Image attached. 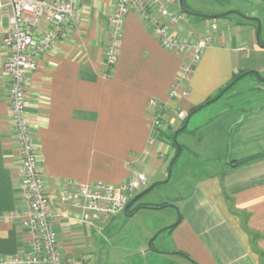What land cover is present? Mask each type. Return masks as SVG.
Returning a JSON list of instances; mask_svg holds the SVG:
<instances>
[{
  "label": "crops",
  "instance_id": "obj_1",
  "mask_svg": "<svg viewBox=\"0 0 264 264\" xmlns=\"http://www.w3.org/2000/svg\"><path fill=\"white\" fill-rule=\"evenodd\" d=\"M116 1L80 0L67 30L57 34L53 50L27 76V116L41 154L63 263L93 264L100 220L91 214L81 219L78 211L58 202L60 193L98 182L123 186L133 171L148 178L147 189L164 183L177 153L171 137L182 129L177 135L182 150L173 167L181 158L178 181L188 192L168 205L180 218L171 236L173 251L157 253L178 255L190 264H264V48L255 26L217 25L185 87L187 96L165 109L167 123L175 110L184 112L185 120L178 129L158 133L152 128L148 103L167 97L183 58L163 49L132 11L125 20L118 63L106 75L108 23ZM2 3L0 217L19 218L26 211L22 163L10 118L9 79L3 70L10 53L3 41L11 9L8 0ZM185 22L191 28L178 24L177 34L203 33L204 24ZM50 28L51 22L43 17L36 37ZM152 138L154 147L149 146ZM63 212L68 218L60 217ZM18 218L0 220V257L30 251L28 231Z\"/></svg>",
  "mask_w": 264,
  "mask_h": 264
},
{
  "label": "built area",
  "instance_id": "obj_2",
  "mask_svg": "<svg viewBox=\"0 0 264 264\" xmlns=\"http://www.w3.org/2000/svg\"><path fill=\"white\" fill-rule=\"evenodd\" d=\"M79 3L80 0H8L11 17L3 44L10 53L3 70L9 79L10 118L22 163L26 211L19 218L28 231L30 251L23 256L0 257V264H64L54 227L51 198L42 172L41 154L27 116V76L36 70L40 59L53 50L57 34L67 30ZM179 4L180 0H117L108 23L106 75H110L118 63L125 20L132 11L147 25L163 49L183 58L180 76L171 85L167 97L162 100L150 99L148 103L152 128L158 133L168 127L178 129L180 122L185 120L186 114L175 110L174 118L167 123L165 109L171 102L187 96L185 87L191 74L212 42V35L218 31V26L206 23L201 35L192 32L177 34L174 27L182 21L183 15L171 11L170 7ZM3 8L0 0V10ZM43 17L51 22L52 28L37 38L36 29ZM2 28L3 18L0 16V32ZM155 144L152 138L149 146L154 147ZM147 186L148 178L140 171H133L123 186L104 182L79 185L74 191H62L58 202L78 211L83 220L88 214L96 219H110L124 210L136 191ZM60 217L66 219L68 215L63 212ZM16 218V215L8 214L0 217V220L14 221ZM73 264L82 263L75 260Z\"/></svg>",
  "mask_w": 264,
  "mask_h": 264
},
{
  "label": "rangeland",
  "instance_id": "obj_3",
  "mask_svg": "<svg viewBox=\"0 0 264 264\" xmlns=\"http://www.w3.org/2000/svg\"><path fill=\"white\" fill-rule=\"evenodd\" d=\"M184 6L189 8H186L187 10L204 16L227 12L236 13L229 14L227 18H205L202 20L198 19L199 17L185 14L180 4L171 6L174 12L183 15L184 21H180L179 24H184L183 27L188 30L191 27L186 24L185 20L187 19L193 21L194 26L204 24L201 30L205 29L206 23L218 25L220 28L238 24L240 26L242 24L255 26L253 22L246 21L239 15L242 13L256 16L264 22V0H184ZM186 32L188 31L183 33L186 34ZM262 33H264V26ZM262 40L264 42V39ZM238 86H235V89ZM177 141L180 144L181 138H177ZM180 161L181 158L173 167L168 183L161 184L145 194L143 193L147 188H142L134 193L133 197L143 194L135 201L134 208L137 206L143 208L135 212L133 216L129 217L121 212L110 219H98L100 220L98 226L100 230L98 234L96 231L95 256L91 259L93 264H157L156 261H159V264H190L189 261L178 255L164 256L157 253L173 251L171 234L160 232L178 221L175 207L158 208V206L165 203L169 205L174 198L184 196L188 192V187L179 185L178 168L181 166ZM166 179L167 176L163 182ZM152 239H154L152 241L153 250L149 247V242ZM163 259H166L165 262Z\"/></svg>",
  "mask_w": 264,
  "mask_h": 264
},
{
  "label": "water",
  "instance_id": "obj_4",
  "mask_svg": "<svg viewBox=\"0 0 264 264\" xmlns=\"http://www.w3.org/2000/svg\"><path fill=\"white\" fill-rule=\"evenodd\" d=\"M180 6H181L182 11H183L185 14L192 15V16H196V17H201V18H214V19H215V18H220V16H222V15H223V16H228L229 14L233 13V12H227V13H224V14H221V15H213V16H209V15H208V16H204V15L196 14V13H193V12L187 10V9L184 7V0H180ZM246 19H247V20H250V21H256V22H258V29H257V35H256V36H257V41H258L259 45H260L261 47L264 48V43L262 44V42L260 41V34H261V24H260V20H259V19H256V18H246ZM254 73L257 74L256 72H254ZM260 79H261V78H260ZM231 86H232V85H229L228 87H226V89H225V91H224L223 93H225L229 88H231ZM223 93H221V94H220L218 97H216L214 100L219 99V98L223 95ZM192 114H193V113H192ZM192 114L189 115L188 118L186 119V122H185L184 128L187 127L188 122H189V119L191 118ZM181 130H182V129H180L179 131H181ZM177 135H178V132L174 135V138H173L174 144H175V146L177 147V153H176L174 159L171 161V163H170V165H169V170H168L167 179L165 180L164 183H168V182H169V180H170V178H171V173H172V168H173L174 162L176 161V159L178 158V156L180 155L181 150H182V148L180 147V145H179V143H178V141H177ZM157 185H158V184H154V185L150 186L148 189H146V191H145L143 194H145V193H147L148 191L154 189ZM143 194H141V195L135 197L134 200H133V202L137 201V200H138ZM129 207H130V205H126V207H125L124 210H123V213H124L125 215H128L129 217H130V216H133L134 213L137 212V211L140 209V208H138V209L135 210V212H133V213H131V214H128V213H127V210H128ZM179 222H180V218H178V221H177V223H176L175 225L179 224ZM161 232H162V231H161ZM161 232H160V233H161ZM160 233H159V234H160ZM155 238H156V237H155ZM155 238H154V239H155ZM154 239H152V240L149 242V247H150V249H152L151 244H152V241H153ZM152 250H153V249H152Z\"/></svg>",
  "mask_w": 264,
  "mask_h": 264
},
{
  "label": "trees",
  "instance_id": "obj_5",
  "mask_svg": "<svg viewBox=\"0 0 264 264\" xmlns=\"http://www.w3.org/2000/svg\"><path fill=\"white\" fill-rule=\"evenodd\" d=\"M184 7H185V8H188L187 6H184ZM188 9H189V8H188ZM219 15H221V14H219ZM220 17H221V18H222V17L227 18V16H223V15L220 16ZM198 19H202V20H203V19H205V18H201V17H199ZM244 74H245L244 72L240 73V74H239L234 80H236V79L242 77ZM225 89H226V88H224L220 93H223V92L225 91ZM225 93H226V92H225ZM183 127H184V125L182 126V128H183ZM177 132L180 133L179 130H178ZM177 132H176V133H177ZM176 133H174V134H176ZM173 137H174V135H172L171 138H173ZM171 143H172V145H173L174 147H176L175 144H174V141H171ZM179 156H180V155H179ZM179 156H178V158H179ZM178 158H177V159H178ZM177 159H176V161H177ZM161 184H165V183H161ZM161 184H159V185H161ZM159 185H158V186H159ZM156 187H157V186H156ZM150 191H151V190H150ZM150 191H148V192H150ZM134 198H135V197L131 198V199L129 200L128 204H127V205H130V207H129L128 210H127V213H128V214H131V213L135 212V210H136V208H137V207L134 208V205H135V204H134L135 202H133ZM155 206H156V205H155ZM141 207H142V206H141ZM165 207H168V204H167V203L162 204L161 206H158V208H165ZM176 227H177V225L174 224V225H172V226H170V227H168V228L163 229L162 232H168V233H170L171 236H172V233H173V231H174V229H175ZM162 232H161V233H162ZM151 247H153V244H151ZM151 250H152V249H151ZM164 253H166V252H164ZM167 253H168V252H167ZM167 253H166V254H167ZM175 254H181V253H177V252H176ZM181 255H183V256L186 257L187 259L191 260L188 256H186V255H184V254H181Z\"/></svg>",
  "mask_w": 264,
  "mask_h": 264
},
{
  "label": "flooded vegetation",
  "instance_id": "obj_6",
  "mask_svg": "<svg viewBox=\"0 0 264 264\" xmlns=\"http://www.w3.org/2000/svg\"><path fill=\"white\" fill-rule=\"evenodd\" d=\"M233 14H236L235 12H233ZM244 20H246V21H250V20H247L246 18H256V19H258V17H256V16H252V15H246V14H239ZM260 20V24H261V34H260V37L262 38V39H264V33H262V29H263V26H264V22L261 20V19H259ZM251 22H253L254 24H255V28H256V33H257V29H258V22H256V21H251ZM263 36V37H262ZM264 42L262 41V44H263ZM136 208V207H135ZM138 208H142L141 206H137V208L136 209H138Z\"/></svg>",
  "mask_w": 264,
  "mask_h": 264
}]
</instances>
